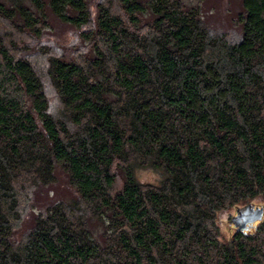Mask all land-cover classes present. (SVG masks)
<instances>
[{"label":"trees","instance_id":"16d2710c","mask_svg":"<svg viewBox=\"0 0 264 264\" xmlns=\"http://www.w3.org/2000/svg\"><path fill=\"white\" fill-rule=\"evenodd\" d=\"M200 2L0 0V264H264V0Z\"/></svg>","mask_w":264,"mask_h":264},{"label":"rangeland","instance_id":"374dc122","mask_svg":"<svg viewBox=\"0 0 264 264\" xmlns=\"http://www.w3.org/2000/svg\"><path fill=\"white\" fill-rule=\"evenodd\" d=\"M183 1L186 4L194 5V6L200 5L201 3L200 2L201 0H183ZM226 1L228 0H209V2H211L212 4H221V5H224ZM52 26L54 27V30L56 31H58L57 29L59 30L62 29L61 27H59V25H56V24ZM136 176L141 183L157 184L160 180V175L151 169H139L136 172ZM252 204L260 205L261 201L258 199H255L253 200ZM244 205L239 206V208L243 207ZM234 210L235 209L231 207L230 209L221 211L217 216V222L219 225V230H220V234L222 238L227 239L231 232V228L228 226L227 221H228L229 216L234 215Z\"/></svg>","mask_w":264,"mask_h":264},{"label":"water","instance_id":"95a60500","mask_svg":"<svg viewBox=\"0 0 264 264\" xmlns=\"http://www.w3.org/2000/svg\"><path fill=\"white\" fill-rule=\"evenodd\" d=\"M263 214V207L246 204L241 208L235 209V216L230 220V223L233 225H237L241 222V226H244L247 223L253 224L255 222L261 221L263 218Z\"/></svg>","mask_w":264,"mask_h":264},{"label":"flooded vegetation","instance_id":"af4514ba","mask_svg":"<svg viewBox=\"0 0 264 264\" xmlns=\"http://www.w3.org/2000/svg\"><path fill=\"white\" fill-rule=\"evenodd\" d=\"M255 224H257V223L255 222V223H253L252 225H255ZM231 231H232V228H231Z\"/></svg>","mask_w":264,"mask_h":264}]
</instances>
